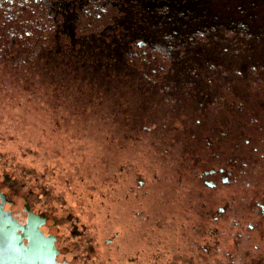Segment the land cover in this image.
<instances>
[{
  "label": "rangeland",
  "instance_id": "1",
  "mask_svg": "<svg viewBox=\"0 0 264 264\" xmlns=\"http://www.w3.org/2000/svg\"><path fill=\"white\" fill-rule=\"evenodd\" d=\"M19 14L54 47L16 71L18 55L0 48V167L39 179L60 205L97 207L92 196L123 189L122 166L127 187L133 167L208 170L212 132L217 156L229 129L233 148L264 112V0H0L5 33Z\"/></svg>",
  "mask_w": 264,
  "mask_h": 264
},
{
  "label": "flooded vegetation",
  "instance_id": "2",
  "mask_svg": "<svg viewBox=\"0 0 264 264\" xmlns=\"http://www.w3.org/2000/svg\"><path fill=\"white\" fill-rule=\"evenodd\" d=\"M258 114L239 129L248 138L233 148L229 129L227 153L216 156L220 139L212 132V152L202 157L210 169L192 176L170 162L163 173L133 167L127 187L122 166L123 189L92 196L101 198L93 208L60 205L39 179L30 185L21 168L0 167V264H264Z\"/></svg>",
  "mask_w": 264,
  "mask_h": 264
},
{
  "label": "trees",
  "instance_id": "3",
  "mask_svg": "<svg viewBox=\"0 0 264 264\" xmlns=\"http://www.w3.org/2000/svg\"><path fill=\"white\" fill-rule=\"evenodd\" d=\"M28 14V13H27ZM18 18L17 19H20L21 21L23 20V22H21L20 20H15V21H9V25L7 28L15 26L17 25V32L15 33L14 36H12V34H7V32L5 33L4 32V26L2 24H0V48L3 49L5 52H13L16 53V55H18V59H19V62L17 61L18 63V66H16L14 68V70L16 71L17 68L22 64L24 66H27L28 67H32V66H36L37 63H38V58H37V53L36 51L39 49V48H44V50H51L53 47H54V44H53V40H54V37L52 38H47L46 35H51L52 32H50V29L48 27H38L37 28V24H36V20H34L33 18L31 17H28V16H23V14H19L17 16ZM26 18L24 20V18ZM17 21H20L21 23H18ZM30 27L29 30L30 32H26L25 31V27ZM24 30V31H23ZM23 31V33H22ZM42 33V34H41ZM45 35V38H43L44 36L42 35ZM13 37V38H12ZM21 37V38H20ZM69 44L66 43V46H68ZM8 92V91H6ZM5 93V92H4ZM14 95V93H13ZM0 97L2 98V101L1 102H7V103H10L9 100L5 99V97L3 96L2 93H0ZM16 100V98H14ZM21 100V99H20ZM18 100V101H20ZM10 104L6 105L7 107L9 106ZM6 106H4L5 108H7ZM17 109H20V107H22L23 105L20 104V103H17L15 105ZM3 108V109H5ZM11 107L7 108V110H5L3 116L5 117L4 120H6V122H16V118L18 116H15L16 113L18 112H14L13 115L10 113L12 109H10ZM2 110V109H1ZM0 110V112H1ZM26 110V111H25ZM36 110V109H35ZM22 112L23 114L25 112H29V107H26L25 109H22ZM10 114H11V117H10ZM20 116V115H19ZM23 116V115H21ZM20 121H23V118H20ZM46 126V123H41V126L38 125L35 129H44ZM11 127V126H10ZM55 127L57 128V124L55 123ZM17 128V127H16ZM33 151V150H32ZM31 151V152H32ZM158 173H163L161 171H159Z\"/></svg>",
  "mask_w": 264,
  "mask_h": 264
}]
</instances>
